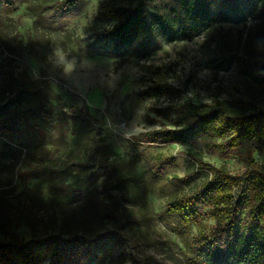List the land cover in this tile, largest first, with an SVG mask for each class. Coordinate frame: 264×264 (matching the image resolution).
Segmentation results:
<instances>
[{
    "label": "rangeland",
    "instance_id": "obj_1",
    "mask_svg": "<svg viewBox=\"0 0 264 264\" xmlns=\"http://www.w3.org/2000/svg\"><path fill=\"white\" fill-rule=\"evenodd\" d=\"M207 1L211 21L189 32L179 0H0V241L38 240L35 264L52 235L74 239L67 264L201 262V234L221 216L185 220L169 203L212 178L201 162L264 172V139L142 134L183 129L195 108L264 111V0ZM139 4L172 32L99 38L121 19L106 8ZM163 83L177 92L142 93Z\"/></svg>",
    "mask_w": 264,
    "mask_h": 264
},
{
    "label": "trees",
    "instance_id": "obj_2",
    "mask_svg": "<svg viewBox=\"0 0 264 264\" xmlns=\"http://www.w3.org/2000/svg\"><path fill=\"white\" fill-rule=\"evenodd\" d=\"M78 0H64L65 9L69 10ZM179 9L189 23L190 31L211 21L207 0H179ZM105 17H121L111 28L98 32L103 41L114 45L125 42L128 34L139 27L145 38L155 28L168 36L172 32V22L164 14L149 21L142 4L127 7H108ZM177 92L169 84H155L142 93L148 96ZM44 110H42L43 112ZM46 118L49 112L44 111ZM192 119L183 129H163L146 132L142 135L154 136L159 142H188L194 136L211 129L223 135L230 133L231 145L240 142L245 132L255 131L264 139V111L257 110L251 115L228 116L217 108L193 109ZM203 163L212 173V178L205 181L190 195L171 201L168 211L180 212L185 220L196 219L202 214L220 217L206 233L201 234L199 254L201 262L196 264H264V172L258 169L244 171L242 174H230L216 166ZM246 208V222L240 221L241 210ZM59 235L44 239L49 251L43 255L42 264H67L61 255L63 246L74 239L59 242ZM98 238V237H97ZM38 240L0 241V264H35L40 254L32 245ZM88 248H84L87 253Z\"/></svg>",
    "mask_w": 264,
    "mask_h": 264
},
{
    "label": "snow or ice",
    "instance_id": "obj_3",
    "mask_svg": "<svg viewBox=\"0 0 264 264\" xmlns=\"http://www.w3.org/2000/svg\"><path fill=\"white\" fill-rule=\"evenodd\" d=\"M211 223H215V221H211Z\"/></svg>",
    "mask_w": 264,
    "mask_h": 264
}]
</instances>
